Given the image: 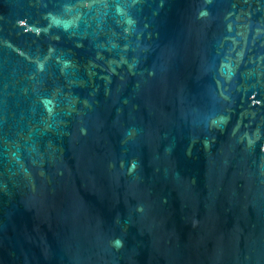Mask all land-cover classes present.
I'll return each instance as SVG.
<instances>
[{
  "label": "water",
  "instance_id": "obj_1",
  "mask_svg": "<svg viewBox=\"0 0 264 264\" xmlns=\"http://www.w3.org/2000/svg\"><path fill=\"white\" fill-rule=\"evenodd\" d=\"M0 264H264V0H0Z\"/></svg>",
  "mask_w": 264,
  "mask_h": 264
}]
</instances>
